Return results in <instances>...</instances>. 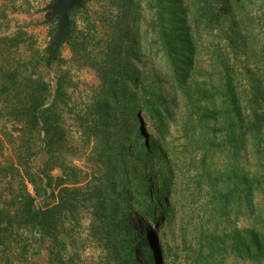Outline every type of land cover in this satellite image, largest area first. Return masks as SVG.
I'll return each instance as SVG.
<instances>
[{"label": "trees", "instance_id": "obj_1", "mask_svg": "<svg viewBox=\"0 0 264 264\" xmlns=\"http://www.w3.org/2000/svg\"><path fill=\"white\" fill-rule=\"evenodd\" d=\"M69 20L58 66L66 45L98 85L78 107L66 100L63 73L53 94L38 73L22 134L31 156L33 133L43 134L49 158L40 173L29 159L19 165L32 191L18 228L49 240V264H83L70 227L59 229L78 222L81 207L98 251L90 264H264V0H80ZM24 35L0 42L16 48ZM180 102L184 148L198 155L189 189L176 182L167 143ZM65 110L94 145L96 172L53 161ZM177 240L192 263L179 260Z\"/></svg>", "mask_w": 264, "mask_h": 264}, {"label": "rangeland", "instance_id": "obj_2", "mask_svg": "<svg viewBox=\"0 0 264 264\" xmlns=\"http://www.w3.org/2000/svg\"><path fill=\"white\" fill-rule=\"evenodd\" d=\"M52 3L53 0H0V39L12 37L20 30L26 33L21 38L25 43L19 47L8 48L0 42V223H2L0 226V264H49V240L44 239L40 243H36L39 234L18 228L19 220L15 216L16 214L20 215L19 213L24 210L23 199L26 192L32 191L31 185L23 177V170L20 166L23 167L29 159L32 171L40 173L49 158V154L41 149L43 134L38 130L33 133L30 144L31 153H35L33 156L28 151L27 138L22 134V130L27 124L22 109L25 104L30 102L29 94L38 73L44 75L52 94L55 77L63 73L65 75L66 100L69 105L74 104L78 107H81L83 100L86 99L87 91L98 85V79L92 70L79 68L72 61L71 52L66 45L60 49L65 63L58 66L54 56L48 68L46 64L48 54L45 52L43 53L45 59L38 66L37 51L44 52L46 50L49 45L50 29L58 23L57 18L54 19L51 26L47 23L46 13ZM153 61L157 67L162 66L159 58H153ZM235 67L240 73V64L235 62ZM240 76L243 81L246 80V75L242 72ZM167 92L170 97L174 95L170 89ZM179 104V107L175 109V116L170 122L167 143L176 153L175 163L178 166L175 172L176 182L186 189L195 173V164L192 166L189 159L197 158L198 155L191 147L184 148L185 140L180 129L183 103ZM76 121L75 116L69 115L65 110L62 118L65 136L54 148L53 161L63 164L65 167L73 166L89 173L96 172L94 145L85 142ZM144 123L145 127L150 128L145 120ZM249 166L255 167L251 160ZM9 172L12 173V176L7 175V173L11 174ZM52 174L59 175V170L55 169ZM39 200L40 198L35 203ZM261 205L264 207V203ZM63 223L65 225L61 226ZM63 223H59V229L70 227L66 232L70 233V237H74L73 239L77 241L79 247L76 249H82L79 253L82 263L90 264L92 259L98 255V251L94 240L89 236L88 212L81 207L78 222L69 224L63 221ZM150 236H157L155 230L150 231ZM171 243L179 248L177 252L179 260L193 262L190 260L191 257H187V254L192 252L189 250V246L185 250L179 247V240L177 243H173V241ZM26 244L33 248L31 253H24L23 247ZM228 264L250 263L230 261Z\"/></svg>", "mask_w": 264, "mask_h": 264}, {"label": "water", "instance_id": "obj_3", "mask_svg": "<svg viewBox=\"0 0 264 264\" xmlns=\"http://www.w3.org/2000/svg\"><path fill=\"white\" fill-rule=\"evenodd\" d=\"M79 1L80 0H53V3L49 7L50 9L46 13V19L49 17L58 19L57 25L51 31L49 45L45 50L48 54L46 59L48 68L54 56L57 60V48L61 43L64 44L66 32L69 27V12L79 4Z\"/></svg>", "mask_w": 264, "mask_h": 264}]
</instances>
